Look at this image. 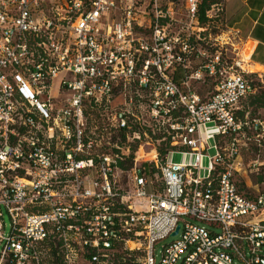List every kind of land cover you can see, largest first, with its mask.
<instances>
[{
  "label": "built area",
  "instance_id": "1",
  "mask_svg": "<svg viewBox=\"0 0 264 264\" xmlns=\"http://www.w3.org/2000/svg\"><path fill=\"white\" fill-rule=\"evenodd\" d=\"M226 11V0H0V264H113L116 248L142 264H264V195L242 192L225 162L248 124L236 107L255 90L254 49ZM205 72L217 83L204 99L193 80ZM208 123L218 133L204 139ZM145 138L164 156L140 162Z\"/></svg>",
  "mask_w": 264,
  "mask_h": 264
},
{
  "label": "rangeland",
  "instance_id": "2",
  "mask_svg": "<svg viewBox=\"0 0 264 264\" xmlns=\"http://www.w3.org/2000/svg\"><path fill=\"white\" fill-rule=\"evenodd\" d=\"M228 1V0H227ZM229 7H236L238 5V0H229ZM250 43L248 47H250ZM200 66V60L194 62L193 68L191 71H195ZM181 73V72H180ZM255 82H261V78L257 76H253ZM217 79L214 76L208 75L206 72L204 77L201 80H193V88L198 94H200L204 99L208 98L214 91L216 87ZM260 88L256 87L255 93L259 92ZM254 94V93H253ZM251 94H248L236 107V115L240 120H245L248 124L241 130V132L236 135L239 140V154L234 157L226 156L225 162L233 165L234 168V179L238 187L249 197H255L257 195H264V108H259L253 110L252 107L249 106ZM246 108V110H245ZM246 111L244 113V118L241 117V112ZM256 119V120H255ZM262 122V123H260ZM202 136L203 138H207L209 134H217L218 128L216 123H208L201 126ZM124 141V140H122ZM143 141V148L139 153L140 162H148L154 158L155 152L152 150L155 147L160 148L161 150L165 149L163 143L158 144L155 140H151L145 138ZM218 141L221 142L223 148L228 146L230 141L229 138H220ZM216 142V139H209L208 145L211 147L206 154L210 156L216 153V150L212 148V145ZM133 150V149H132ZM162 152V151H161ZM159 154L161 157L164 155ZM126 159L123 158V162L125 163V168H119L116 172V179L118 180L117 186L121 191L124 190V186L128 180V172L133 166V157L135 154L133 151L126 155ZM160 157V158H161ZM169 161L171 162H185L191 164L195 161V155L193 154H185L180 152H172L169 155ZM209 157L205 156L201 160V166L203 167L200 171L202 177H206L208 175L207 167L209 166ZM125 170V171H124ZM4 228L3 232L7 235L11 232L12 221L4 208ZM174 237H168L162 241H160L156 245L155 249V257L156 261L159 262L162 256L163 246L167 243L172 242ZM264 249V248H263ZM2 251V246L0 245V254ZM264 253V252H263ZM110 260L113 264H120L116 259V255L112 253L110 255ZM137 264H142L141 256H137L136 258ZM57 264V263H55ZM81 264H88L87 262H82Z\"/></svg>",
  "mask_w": 264,
  "mask_h": 264
},
{
  "label": "crops",
  "instance_id": "3",
  "mask_svg": "<svg viewBox=\"0 0 264 264\" xmlns=\"http://www.w3.org/2000/svg\"><path fill=\"white\" fill-rule=\"evenodd\" d=\"M228 2L226 0L229 24L239 28L254 49L248 66V69L253 67L254 70L249 72L264 80V0H238V5L233 8L229 7ZM259 218L264 220V212Z\"/></svg>",
  "mask_w": 264,
  "mask_h": 264
},
{
  "label": "trees",
  "instance_id": "4",
  "mask_svg": "<svg viewBox=\"0 0 264 264\" xmlns=\"http://www.w3.org/2000/svg\"><path fill=\"white\" fill-rule=\"evenodd\" d=\"M205 7H206V4L202 6V10H204ZM202 20H204L203 17H202ZM254 58H255V56H254ZM251 75L253 76V74H251ZM260 81L261 82H255V80L253 81V87L255 88V90H256V87H259L260 90H259V92H256V93L254 90V92H253L254 94L251 93L249 106L252 107L253 110H250V113H252V111L255 112V110H258L259 108H264V80H260ZM245 110H246V108H245ZM245 110L243 112H241V114H240L242 119L244 118V113L246 112ZM243 121H245V120H243ZM218 139L219 138L217 137V140ZM165 153H166V150L163 149L161 154L164 155ZM119 166L121 168L126 167L125 163L122 161L119 162ZM113 253L116 255V259L118 260V262L120 264H137L136 258H137V256L141 255V253L138 250H128V249L121 250L119 248H116V250H114Z\"/></svg>",
  "mask_w": 264,
  "mask_h": 264
},
{
  "label": "bare ground",
  "instance_id": "5",
  "mask_svg": "<svg viewBox=\"0 0 264 264\" xmlns=\"http://www.w3.org/2000/svg\"><path fill=\"white\" fill-rule=\"evenodd\" d=\"M251 44V43H250ZM249 45V44H248ZM253 46H252V44L250 45V47H248L249 49H251ZM254 70V68L253 67H249V71L250 72H252Z\"/></svg>",
  "mask_w": 264,
  "mask_h": 264
},
{
  "label": "water",
  "instance_id": "6",
  "mask_svg": "<svg viewBox=\"0 0 264 264\" xmlns=\"http://www.w3.org/2000/svg\"><path fill=\"white\" fill-rule=\"evenodd\" d=\"M179 226L177 227V229H176V231L174 232V234L173 235H176L177 233H178V231H179Z\"/></svg>",
  "mask_w": 264,
  "mask_h": 264
}]
</instances>
